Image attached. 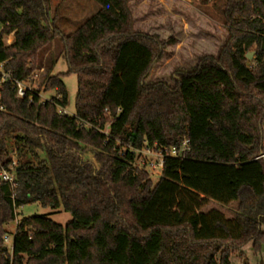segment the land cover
<instances>
[{"label": "trees", "instance_id": "16d2710c", "mask_svg": "<svg viewBox=\"0 0 264 264\" xmlns=\"http://www.w3.org/2000/svg\"><path fill=\"white\" fill-rule=\"evenodd\" d=\"M93 1L98 12L66 37L46 0H0V174L14 177H0V264H231L249 244L259 252L264 0H228L230 36L219 57L180 73L173 88L145 84L165 43L133 31L128 0ZM57 37L78 79L74 116L63 113L60 75L44 80V90L56 92L51 100L28 86L17 96ZM171 148L178 157L165 154ZM146 150L165 155L156 183L138 164ZM36 203L73 220L21 219L10 254L5 227ZM211 204L217 208L206 209ZM231 205L227 216L222 209Z\"/></svg>", "mask_w": 264, "mask_h": 264}, {"label": "rangeland", "instance_id": "374dc122", "mask_svg": "<svg viewBox=\"0 0 264 264\" xmlns=\"http://www.w3.org/2000/svg\"><path fill=\"white\" fill-rule=\"evenodd\" d=\"M46 1L53 26L66 37L72 35L99 10V5L93 0ZM227 4L228 0H128L133 20V31L156 37L165 43L164 53L160 60L153 65L145 79V84L162 82L173 88L180 73L194 70L204 57L218 58L230 36L225 18ZM12 41L13 37L10 36L6 38L5 43L9 45ZM62 49L63 44L60 37L55 38L44 47L38 53L32 83L22 87L24 89L28 86L31 91L40 94L42 101L51 100L56 97V92L45 91L44 80L47 74L60 75L68 93L65 112L69 116H74L78 79L76 74H68V65L61 57ZM248 54H253L251 59H247L249 62H253L256 58L254 48ZM10 146L11 151L15 149L13 141ZM11 155H14L17 160V156L13 152ZM89 157L91 156L87 155L86 158ZM24 160L30 159L27 156ZM144 162L155 164L157 157L143 151L138 164L142 165ZM147 171L152 181L156 183L160 176L158 171L154 172L150 168H147ZM210 208L217 207L211 204L206 209ZM232 208H235V205L222 210L227 216H230ZM31 216H46L62 226H66L73 220L72 215L62 208L54 210L45 208L38 203L20 208L17 211L16 221L5 227L6 236L4 239L8 237L5 246L10 254L17 222ZM230 262L231 264H264V246L255 253L252 244H249L239 252L233 253Z\"/></svg>", "mask_w": 264, "mask_h": 264}, {"label": "built area", "instance_id": "2783aa9c", "mask_svg": "<svg viewBox=\"0 0 264 264\" xmlns=\"http://www.w3.org/2000/svg\"><path fill=\"white\" fill-rule=\"evenodd\" d=\"M17 89H18L17 96L23 97L25 92H24V89L20 83L17 84ZM0 110H2V108H0ZM63 113L66 114L65 110L63 111ZM145 152H147L149 154L156 155L157 162L155 164L150 163V162H144L142 165L147 166L148 168H150L154 172L158 171L159 174L161 173V170L164 166V159H165V155L163 154L164 152L167 156H171V157H178L179 156V152H178L177 148H171L169 150H165L164 152L161 150H159V151L146 150ZM263 157H264V154H262L260 156V158H263ZM12 161H13L12 166L13 167L17 166L18 162H17V160H15L14 155L12 156ZM0 177L4 182L11 183V184H13V182H14L13 175L7 171L2 172L0 174ZM5 241L6 242L8 241V237H5Z\"/></svg>", "mask_w": 264, "mask_h": 264}, {"label": "water", "instance_id": "95a60500", "mask_svg": "<svg viewBox=\"0 0 264 264\" xmlns=\"http://www.w3.org/2000/svg\"><path fill=\"white\" fill-rule=\"evenodd\" d=\"M252 55H253V54H248V55H247V59H251ZM4 250H5V248H4Z\"/></svg>", "mask_w": 264, "mask_h": 264}]
</instances>
